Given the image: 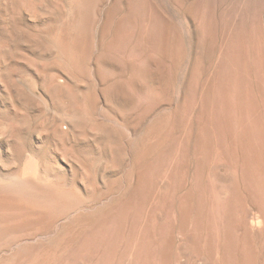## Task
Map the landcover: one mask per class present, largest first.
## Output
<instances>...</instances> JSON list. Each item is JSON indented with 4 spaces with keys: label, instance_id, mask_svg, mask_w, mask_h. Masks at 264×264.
<instances>
[{
    "label": "bare ground",
    "instance_id": "bare-ground-1",
    "mask_svg": "<svg viewBox=\"0 0 264 264\" xmlns=\"http://www.w3.org/2000/svg\"><path fill=\"white\" fill-rule=\"evenodd\" d=\"M89 23L86 17L79 31L76 28L74 42L69 39L70 59L51 51L40 36L28 33L24 37L39 60H44L36 77L52 104L67 98L65 93L74 90L78 81L84 84L82 97L91 109L100 98L123 104L128 100L125 88L132 86L133 79L111 77L106 55L100 52V60H95L89 54ZM17 35L11 29L0 32L8 44L17 41ZM95 62L96 73H91L88 65ZM65 105L61 115L45 125L58 140L79 132L92 136L94 143L103 141L91 150L97 167L79 162V179L67 180L57 177L39 152L20 154L10 163L0 156V264H189L190 254L199 255L203 264H264V132L259 114L250 127L243 123L236 130L215 119L210 130L199 121L194 136L187 134L192 137L186 146L193 158L191 175L185 166H173L163 180L170 155L166 120L150 123L141 133L126 125L129 119L116 129L105 123L91 131L79 122L81 114ZM136 113L138 118L143 111ZM103 118L111 119L106 113ZM90 123L95 126L94 121ZM13 130L0 129L2 139L7 141ZM255 138L259 143L252 144ZM215 152L225 158L221 171L211 160ZM106 174L112 177L106 179ZM120 183L127 189L121 190ZM162 185L173 216L165 234L154 232L147 216L142 217L150 212L147 203ZM219 187L227 197L216 216L209 193ZM205 253L212 255L209 261Z\"/></svg>",
    "mask_w": 264,
    "mask_h": 264
},
{
    "label": "rangeland",
    "instance_id": "rangeland-1",
    "mask_svg": "<svg viewBox=\"0 0 264 264\" xmlns=\"http://www.w3.org/2000/svg\"><path fill=\"white\" fill-rule=\"evenodd\" d=\"M86 17L90 22L89 54H94L95 60L101 53L106 55L103 57L111 77L133 79L132 86L125 88V104L100 98L94 109L89 108L82 97L81 81L65 93L67 98L52 104L38 82L36 73L44 60H39L24 37L28 33L40 36L51 51L70 59L71 42ZM6 29L18 33L17 41L10 44L0 38V129H14L6 137L8 143L0 134V156L8 163L20 154L36 151L47 157L57 177L67 180L72 176L79 179V162L97 167L91 150L94 145L101 147L103 141L94 143L92 136L87 138L79 132L58 140L45 125L61 115L60 108L65 104L81 114L79 122L93 128L91 131L106 124L116 129L119 122L126 124L129 119L126 125L141 133L150 123L166 120L170 140L166 149L170 155L163 180L173 166H185L187 175H191L193 158L186 146L199 121L208 124L210 130L215 120L225 127L229 123L236 130L245 123L250 127L259 114L264 132V0H0V32ZM91 64L88 67L92 73L96 62ZM57 81L62 83L63 79ZM139 110L143 113L137 118ZM104 113L112 120H105ZM61 127L65 129L66 124ZM256 142V138L253 143L251 140L252 144ZM218 154L213 153L211 160L221 171L225 158ZM121 184V190H126ZM160 187L158 195L154 193L147 203L150 212L142 217L147 216L154 232L164 233L173 216L168 211L164 187ZM225 191L219 187L209 193L216 216L227 197ZM205 255L201 256L207 260L212 257ZM189 264H203L202 258L190 254Z\"/></svg>",
    "mask_w": 264,
    "mask_h": 264
}]
</instances>
